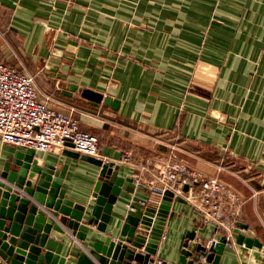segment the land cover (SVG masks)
<instances>
[{
	"label": "crops",
	"instance_id": "0c3cea01",
	"mask_svg": "<svg viewBox=\"0 0 264 264\" xmlns=\"http://www.w3.org/2000/svg\"><path fill=\"white\" fill-rule=\"evenodd\" d=\"M54 48L62 50L66 73L50 60ZM0 60L34 76L37 99L48 95L57 112L71 113L98 137L96 159L114 163L117 176L133 183L132 192L120 189L101 232L86 222L99 166L63 154L76 153L69 146L34 152L60 167L62 202L83 213L81 238L60 225L66 264L94 242L123 239L126 212L148 206L141 201L154 197L157 165L169 153L242 198L218 264H264V0H0ZM71 85L109 96L118 107L82 99ZM16 151L23 149L0 142V179L14 168ZM237 223L260 247L238 243ZM190 234L203 243L223 231L203 224L184 199L172 200L147 264H178Z\"/></svg>",
	"mask_w": 264,
	"mask_h": 264
},
{
	"label": "water",
	"instance_id": "95a60500",
	"mask_svg": "<svg viewBox=\"0 0 264 264\" xmlns=\"http://www.w3.org/2000/svg\"><path fill=\"white\" fill-rule=\"evenodd\" d=\"M61 56L62 50L54 48L50 60L60 64V69L66 73L67 66L61 62ZM70 90L76 91L87 101L113 109L118 107L117 100L92 89L71 85ZM34 152L32 149L16 151L11 159L14 168L0 179V264H66L65 258L60 256L63 246L61 239L65 234L60 225L81 238L77 227L83 213L79 207H70L62 202L60 167L52 161L37 158ZM63 154L79 155L68 150ZM82 156L99 166L92 195L94 204L86 222L95 223L102 232L120 189L132 192L133 183L130 178L117 176L118 166L114 163H103L99 159ZM157 188L163 187L160 185ZM186 188L184 186V190ZM21 193L50 211V215L45 217V214L37 211V207ZM156 193L160 195L157 205L149 204L143 209L126 212L121 230L122 240L106 237L103 243L94 242L90 250L81 251L67 264H147L149 255L155 253L172 200L183 201L182 197L174 196L170 190H159ZM52 217L57 218L60 224ZM234 232L238 243L260 247L245 224L237 223ZM187 238L189 240L184 244L178 264H184L185 257L190 255L192 258L187 264H218L225 245L223 237L219 238L214 247L209 248L194 242L191 234ZM133 248H143L144 254L135 253Z\"/></svg>",
	"mask_w": 264,
	"mask_h": 264
},
{
	"label": "built area",
	"instance_id": "2783aa9c",
	"mask_svg": "<svg viewBox=\"0 0 264 264\" xmlns=\"http://www.w3.org/2000/svg\"><path fill=\"white\" fill-rule=\"evenodd\" d=\"M0 142L35 152H49L70 145L76 153L93 158L98 157L100 149L98 137L82 130L71 113L57 112L48 95L37 99L34 76L3 60H0ZM136 168L142 171L146 166L137 165ZM155 181L163 188L153 186L154 197L141 201V205H157L156 192L170 190L200 214L203 224L212 223L222 230L225 243L231 241L232 229L242 206V198L236 191L216 177H203L187 165L175 162L173 153L160 159ZM183 185L188 186L187 192H182ZM218 242V238H211L199 244L209 248ZM154 262L165 264L160 259Z\"/></svg>",
	"mask_w": 264,
	"mask_h": 264
}]
</instances>
